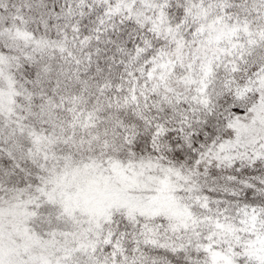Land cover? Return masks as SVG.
Segmentation results:
<instances>
[{
	"label": "snow or ice",
	"instance_id": "1",
	"mask_svg": "<svg viewBox=\"0 0 264 264\" xmlns=\"http://www.w3.org/2000/svg\"><path fill=\"white\" fill-rule=\"evenodd\" d=\"M0 264H264V0H0Z\"/></svg>",
	"mask_w": 264,
	"mask_h": 264
}]
</instances>
